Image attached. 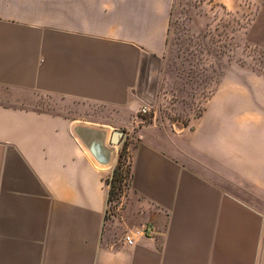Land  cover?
I'll return each instance as SVG.
<instances>
[{"label": "crops", "instance_id": "0c3cea01", "mask_svg": "<svg viewBox=\"0 0 264 264\" xmlns=\"http://www.w3.org/2000/svg\"><path fill=\"white\" fill-rule=\"evenodd\" d=\"M175 2L0 0V264H264L250 203L264 201V82L221 79L172 126L139 112L159 90ZM78 127L104 133L107 164ZM119 149L129 175L110 208Z\"/></svg>", "mask_w": 264, "mask_h": 264}, {"label": "rangeland", "instance_id": "374dc122", "mask_svg": "<svg viewBox=\"0 0 264 264\" xmlns=\"http://www.w3.org/2000/svg\"><path fill=\"white\" fill-rule=\"evenodd\" d=\"M203 14L208 16L204 29L197 17ZM160 71L158 93L150 96L149 111L142 116L145 122L164 126L198 116L221 79L242 80L252 73L254 85L264 82V0H236L226 6L206 0H176ZM45 101L43 105L48 107H67L62 101ZM119 152L123 154V175L126 152ZM120 193L110 201V208L120 204ZM250 198L264 218V201Z\"/></svg>", "mask_w": 264, "mask_h": 264}, {"label": "water", "instance_id": "95a60500", "mask_svg": "<svg viewBox=\"0 0 264 264\" xmlns=\"http://www.w3.org/2000/svg\"><path fill=\"white\" fill-rule=\"evenodd\" d=\"M75 132L99 164L105 165L108 163L112 150L104 146V133L102 131L78 127ZM123 134L122 130H113L110 134L109 145L117 146L122 140Z\"/></svg>", "mask_w": 264, "mask_h": 264}, {"label": "trees", "instance_id": "16d2710c", "mask_svg": "<svg viewBox=\"0 0 264 264\" xmlns=\"http://www.w3.org/2000/svg\"><path fill=\"white\" fill-rule=\"evenodd\" d=\"M124 152L125 150L122 149ZM122 158H123V154L122 152L118 153V158H117V162L113 168L112 171V176L109 179V195H108V200L111 201L113 199L114 196H116L120 191H121V180H123L125 178V180H127V177L129 175V167L126 166V174L124 173L122 175V171H121V165H122Z\"/></svg>", "mask_w": 264, "mask_h": 264}, {"label": "built area", "instance_id": "2783aa9c", "mask_svg": "<svg viewBox=\"0 0 264 264\" xmlns=\"http://www.w3.org/2000/svg\"><path fill=\"white\" fill-rule=\"evenodd\" d=\"M148 111H149V109H148L147 106H142V107H140V109H139V112H140L141 114H146ZM123 241H124V243H125L127 246H131V245L133 244V239H132L131 235H130L129 233H127V232H125V233L123 234Z\"/></svg>", "mask_w": 264, "mask_h": 264}]
</instances>
